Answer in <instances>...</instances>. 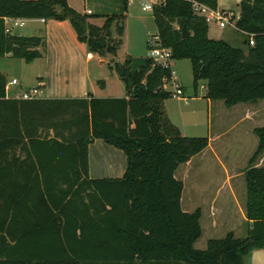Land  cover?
I'll return each mask as SVG.
<instances>
[{
	"label": "trees",
	"instance_id": "16d2710c",
	"mask_svg": "<svg viewBox=\"0 0 264 264\" xmlns=\"http://www.w3.org/2000/svg\"><path fill=\"white\" fill-rule=\"evenodd\" d=\"M193 2L217 8V0H165L151 10L171 59L190 60L193 84L204 79L208 99L226 106L264 99V0H239L244 48L209 37ZM124 17L106 15L97 25L67 0H0V59L29 63L45 45L42 36L7 31L5 18L67 19L90 52L115 55ZM110 67L124 97L6 98L0 71V264H245L264 248V157L256 165L264 124L253 128L257 145L244 170L246 233L228 231L196 248L201 211L182 209L183 182L174 173L209 137L183 135L164 111L170 68L149 57L138 67L129 57ZM95 138L122 150L121 176L89 177Z\"/></svg>",
	"mask_w": 264,
	"mask_h": 264
},
{
	"label": "rangeland",
	"instance_id": "374dc122",
	"mask_svg": "<svg viewBox=\"0 0 264 264\" xmlns=\"http://www.w3.org/2000/svg\"><path fill=\"white\" fill-rule=\"evenodd\" d=\"M142 2L143 0H133L126 8L123 20L125 33L115 55L90 53L88 57L87 53L90 51L86 52L87 58L93 57L89 61L90 82L93 85L96 84V89L102 94L104 92L101 89V84L95 82L94 79L96 75L104 76L105 71H107L108 67L105 60H110V63L112 61L123 62L126 57H129L131 58V65L138 67L146 57H149L146 42L151 35L156 33V26L152 11L143 10ZM228 5L231 9L238 10V5L232 0L228 2ZM89 21L94 24L100 23L96 16H89ZM8 26H10V31L13 34H19V32L28 34L26 26H12L11 23ZM208 26L211 29L209 36L211 35L214 39H220L217 36H220L223 30L230 28L229 23H226L225 27H220L214 21L209 22ZM111 31L112 35L117 37L114 23L111 25ZM43 38L45 41L43 51H45L46 39ZM170 65L177 82L183 88V94L179 97L171 96L164 100L167 114L173 123L180 126L183 135L212 136V147L194 155L190 164H180L174 173L175 177L183 182L181 207L185 211L192 212L197 208L198 203L200 204V199H197L199 191L204 189L207 196L211 198L224 179L225 169L215 158V152H218L222 158L224 152H227L226 163L229 165L240 167L244 163L245 167H240L244 169L248 166V156L257 145V137L250 128L264 124V99H259L256 102H245L234 108H228L221 99L212 100L211 104L208 105L205 98V80L198 79L194 86L190 60L171 59ZM0 69L6 73L7 81L12 78H16L18 81V84L8 86L10 95L18 93L16 89L19 88L20 84L23 85V88L18 94L28 90L27 86L34 84L37 79V64L35 62L28 63L20 58L8 57L0 59ZM115 77L121 81L118 75ZM164 87L169 90L173 89L171 83L168 82H165ZM45 94V92L41 93L42 96ZM245 108L250 109L246 116L242 111ZM226 129L227 132L221 139L219 137L215 139L218 132ZM263 155L264 153L260 157ZM260 157L257 162H259ZM225 189L223 188L220 196L216 197L217 204L221 206H219L221 212L215 217L217 225L210 227L208 213L204 210V214L200 217L202 233L194 243V247L203 249L206 247V241L209 238L223 237L230 229L235 230L236 236L244 234L241 215L234 210L232 200L228 198ZM244 259L246 264H251V258L247 256Z\"/></svg>",
	"mask_w": 264,
	"mask_h": 264
},
{
	"label": "crops",
	"instance_id": "0c3cea01",
	"mask_svg": "<svg viewBox=\"0 0 264 264\" xmlns=\"http://www.w3.org/2000/svg\"><path fill=\"white\" fill-rule=\"evenodd\" d=\"M132 1L133 0H67V3L80 13L88 15V21L89 16H96L100 20V23L97 25H101L106 15H119L126 13V8L132 3ZM229 1L231 0H217V10L232 11L233 13L232 18L226 22L230 24V28L225 31L223 30L220 36L217 37L227 41L232 46L244 48L245 33L238 30L235 26V21L239 17V0H232L233 3L238 5V10L231 9L228 5ZM87 9H90L91 13H86ZM226 23L222 27H225ZM8 24L9 21H5V25L7 26ZM215 24L218 25L216 22ZM23 26H26L28 29V34L26 35H38L45 37L46 39V49L43 51L42 56L32 61L37 64L36 82L27 86L29 89L37 86L39 83H42L41 93L45 92L46 94L45 96H42L40 93V95H38L36 98L85 97L87 95H92L95 97H124L126 95L124 83L120 77L119 79L121 81L116 79L115 76L118 74L110 67V60H105L108 69L105 71L104 76L96 75L94 79L95 82H99L101 84V89L104 94L96 89V84L93 85V83L90 82L91 76L89 61L92 60L93 57H86V52L89 51L86 43L77 39L75 31L67 19L57 20L53 18H31L25 19V24ZM210 32L211 29L208 26V36ZM124 33L125 28L123 30V35ZM19 34L25 35L22 32H19ZM209 37L212 38L211 35ZM91 53L94 54V52ZM8 57L9 56L6 55L3 58ZM0 71L5 75L7 80L6 73L1 69ZM172 78L176 79V76L173 74ZM16 84H18V81ZM21 88H23L22 84L19 85V88H17L16 91L18 90L19 93ZM18 93L16 95H10L7 88L6 98H19L21 93ZM206 100L207 104L210 105L212 100L208 98H206ZM242 103L245 102L236 103L227 107L234 108L235 106H238ZM164 111L167 114L165 107ZM242 111L246 116L248 115L247 113L250 112V109L245 108L242 109ZM167 116L171 120L168 114ZM174 124L180 129V132L184 134L180 126L177 123ZM253 128L254 127L250 128V130L253 131ZM226 132L227 129L218 132L215 135V139L218 137L221 139ZM208 147H212V136H209V143L206 148ZM253 151L249 154L248 159ZM201 152H203V150ZM215 154V158L225 169V176L221 182V185L216 189L213 197L210 198V196H207L204 189L199 191L197 199H200V204L198 203L197 208H199L201 211L200 217H202L204 210H206L209 217L208 221L210 227L217 225L215 217L221 212V206L217 204L216 197L220 196L223 188H226L225 190L228 193V198L232 200V206L234 210L238 212L239 215H241L244 225L243 231L245 234L249 222L245 217V169L243 167L240 168L241 166H244V163L240 165V167H235L232 164L229 165L226 163L228 158L227 152H224L223 158L218 154V152H215ZM263 157H260L258 160L259 162L256 160V165H261L263 163ZM191 158L185 162V165L190 164L192 161ZM125 167L126 157L122 150L105 143L100 138L93 139L88 145V174L90 178L119 177L125 171ZM229 231H233L235 234V230L230 229ZM247 256L251 258V264H264V248L252 250L245 256V258Z\"/></svg>",
	"mask_w": 264,
	"mask_h": 264
},
{
	"label": "built area",
	"instance_id": "2783aa9c",
	"mask_svg": "<svg viewBox=\"0 0 264 264\" xmlns=\"http://www.w3.org/2000/svg\"><path fill=\"white\" fill-rule=\"evenodd\" d=\"M163 1L165 0H146L141 3L142 4L141 7L143 10H152L155 4H159ZM193 9L195 13L204 17L207 23L211 21H215L220 27L224 26L225 23L228 22L233 16L232 11H221L217 9H211L197 2H193ZM86 13H91V10L87 9ZM5 21H9V24L11 23L12 26H23L25 24L24 18H5ZM6 29L7 31L11 30L10 26L8 25L6 26ZM249 43L253 44L252 38L249 40ZM147 48L149 50V58H151L155 64L171 69V65H170L171 49L169 47L163 46L160 43V40L157 34H153L149 37V39L147 40ZM90 53L91 52L87 53L88 57ZM173 74H174L173 70L171 69V79L167 82L171 83L173 87V89H171V96L179 97L183 93L182 87L176 81V79L172 78ZM16 83H17L16 78H12L11 80L7 81L5 85V90H7L8 86L14 85ZM41 86H42V83H39L35 87L22 91V93L19 95V98L21 99L36 98L41 93Z\"/></svg>",
	"mask_w": 264,
	"mask_h": 264
},
{
	"label": "water",
	"instance_id": "95a60500",
	"mask_svg": "<svg viewBox=\"0 0 264 264\" xmlns=\"http://www.w3.org/2000/svg\"><path fill=\"white\" fill-rule=\"evenodd\" d=\"M182 34H183V37H186V36L190 35V32L188 30H186L185 28H183Z\"/></svg>",
	"mask_w": 264,
	"mask_h": 264
}]
</instances>
